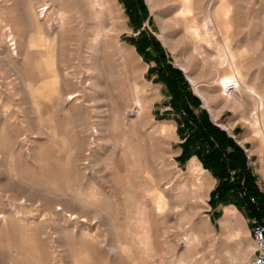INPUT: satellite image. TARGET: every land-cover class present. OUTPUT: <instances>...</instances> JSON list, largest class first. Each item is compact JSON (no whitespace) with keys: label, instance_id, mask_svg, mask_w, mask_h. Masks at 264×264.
Wrapping results in <instances>:
<instances>
[{"label":"rangeland","instance_id":"374dc122","mask_svg":"<svg viewBox=\"0 0 264 264\" xmlns=\"http://www.w3.org/2000/svg\"><path fill=\"white\" fill-rule=\"evenodd\" d=\"M105 1L0 0V264H252L251 209L233 203L246 192L211 201L219 179L181 157L159 67L180 69L242 143L264 195V142L225 103L222 67L190 63L215 50L180 20L188 8L203 25L214 6L264 95V0Z\"/></svg>","mask_w":264,"mask_h":264},{"label":"trees","instance_id":"16d2710c","mask_svg":"<svg viewBox=\"0 0 264 264\" xmlns=\"http://www.w3.org/2000/svg\"><path fill=\"white\" fill-rule=\"evenodd\" d=\"M139 2L145 10L143 0ZM140 25L138 21L137 26ZM136 44L140 52L149 54L147 49L150 43L145 37ZM166 66L159 67V72L171 92L170 104L184 139L181 157L198 156L205 168L219 179L211 201H214V196H218L222 202L231 203L232 196L239 197L241 192H246L242 201L235 199L237 202L233 203H246L251 209V216L264 219V195L256 185L245 148L201 107L200 99L193 94L183 72L169 64ZM252 198L255 202L251 201Z\"/></svg>","mask_w":264,"mask_h":264},{"label":"bare ground","instance_id":"6f19581e","mask_svg":"<svg viewBox=\"0 0 264 264\" xmlns=\"http://www.w3.org/2000/svg\"><path fill=\"white\" fill-rule=\"evenodd\" d=\"M99 2L101 5L106 3L105 0H99ZM148 2L154 4L155 1L153 2V0H148ZM182 6L184 7V4ZM190 12V9H184L180 19L187 22L189 20L191 21L190 24L188 23L189 25L187 24L189 29H187L185 37L191 38L190 40L193 43L194 48L199 47L200 49V47L204 48L207 45L208 50L209 48L215 50V52H208L206 49H201L199 52L197 48L195 51L198 53L194 52L189 56L190 63H192V61L196 58V55H199V57L201 56V59L205 61L202 67H205L206 65H210L212 68L222 67L221 73L223 74L220 75L217 80V84L219 90L223 94L222 96L225 98V103L233 106L236 111H242V117L245 119L247 124H250V127L251 125L254 126L258 139L264 142V95L257 89L256 85L251 84L248 79L244 77L242 71L243 67L246 65V61L248 60L247 44L244 42V46L242 48L234 47L231 32L229 31L230 27L228 24L220 23L224 22L225 18L217 12L214 6L209 8L208 17H206V19L202 22L203 25L199 24L196 17L192 16ZM236 35L237 34H234V36ZM201 41H203L206 45L201 44ZM190 80L193 84L197 85L196 91L204 99L205 104L207 105L212 98H210L211 95H207V93L205 94L202 92L193 77H190ZM247 99L253 103L251 104L252 106H255L254 108H247L245 106L249 104ZM199 165L200 163L197 159H194L192 162L193 170L197 169ZM233 218H235V213L231 212L227 219L230 220ZM230 256V252L227 251L224 254V259H228Z\"/></svg>","mask_w":264,"mask_h":264},{"label":"built area","instance_id":"2783aa9c","mask_svg":"<svg viewBox=\"0 0 264 264\" xmlns=\"http://www.w3.org/2000/svg\"><path fill=\"white\" fill-rule=\"evenodd\" d=\"M254 201V198H252ZM250 232L255 243V250L251 256L252 264H264V219L252 216L249 219Z\"/></svg>","mask_w":264,"mask_h":264},{"label":"crops","instance_id":"0c3cea01","mask_svg":"<svg viewBox=\"0 0 264 264\" xmlns=\"http://www.w3.org/2000/svg\"><path fill=\"white\" fill-rule=\"evenodd\" d=\"M233 136V135H232ZM239 142V141H238ZM241 145H242V143L241 142H239ZM243 146V145H242ZM248 230H249V236L252 238V236H251V232H250V225H248Z\"/></svg>","mask_w":264,"mask_h":264},{"label":"water","instance_id":"95a60500","mask_svg":"<svg viewBox=\"0 0 264 264\" xmlns=\"http://www.w3.org/2000/svg\"><path fill=\"white\" fill-rule=\"evenodd\" d=\"M219 126H221V125H219Z\"/></svg>","mask_w":264,"mask_h":264}]
</instances>
